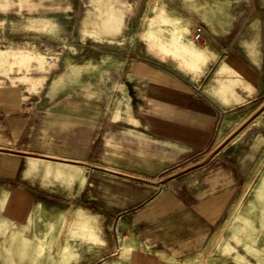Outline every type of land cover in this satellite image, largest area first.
I'll return each instance as SVG.
<instances>
[{"label": "rangeland", "instance_id": "obj_1", "mask_svg": "<svg viewBox=\"0 0 264 264\" xmlns=\"http://www.w3.org/2000/svg\"><path fill=\"white\" fill-rule=\"evenodd\" d=\"M135 64L182 79L221 112L213 144L145 178L153 189L178 190L200 155L249 168L207 242L187 254L155 245L120 219L109 179L81 188L109 168L31 153L22 177L0 175V264H264V0H0V150L5 117L29 112L48 88L101 96L121 113L149 77Z\"/></svg>", "mask_w": 264, "mask_h": 264}, {"label": "crops", "instance_id": "obj_2", "mask_svg": "<svg viewBox=\"0 0 264 264\" xmlns=\"http://www.w3.org/2000/svg\"><path fill=\"white\" fill-rule=\"evenodd\" d=\"M189 52L194 58L200 54ZM133 70L149 77L140 79L135 101L121 113L113 107L108 112L101 96L64 90L50 94L48 88L35 98L29 112L5 117L2 143L8 147L0 150V175L22 177L29 165H35V160H27L31 153L64 157L91 170L109 168L112 177L108 178L104 170L88 172L83 191L86 185L90 186L86 193L102 188V180L109 179L107 188L116 195L121 220L128 218L133 226L148 230L153 243L164 249L198 252L249 168L229 155L226 159L200 155L192 168L194 177L187 176L178 190L153 189L145 178L169 171L213 144L221 112L213 97L182 79L140 64ZM34 82L29 78L25 84ZM158 263L165 262L160 258Z\"/></svg>", "mask_w": 264, "mask_h": 264}, {"label": "built area", "instance_id": "obj_3", "mask_svg": "<svg viewBox=\"0 0 264 264\" xmlns=\"http://www.w3.org/2000/svg\"><path fill=\"white\" fill-rule=\"evenodd\" d=\"M203 32V27L200 24H197L193 30L192 37L193 39H200Z\"/></svg>", "mask_w": 264, "mask_h": 264}]
</instances>
